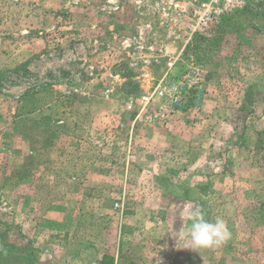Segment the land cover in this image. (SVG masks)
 I'll return each instance as SVG.
<instances>
[{"label":"rangeland","instance_id":"obj_1","mask_svg":"<svg viewBox=\"0 0 264 264\" xmlns=\"http://www.w3.org/2000/svg\"><path fill=\"white\" fill-rule=\"evenodd\" d=\"M197 10L0 0V264H264V5Z\"/></svg>","mask_w":264,"mask_h":264},{"label":"clouds","instance_id":"obj_2","mask_svg":"<svg viewBox=\"0 0 264 264\" xmlns=\"http://www.w3.org/2000/svg\"><path fill=\"white\" fill-rule=\"evenodd\" d=\"M186 230L183 225L181 237L189 241V248H215L227 243L232 238V233L226 221L217 217L215 220L206 218L201 206H191L188 209Z\"/></svg>","mask_w":264,"mask_h":264},{"label":"built area","instance_id":"obj_3","mask_svg":"<svg viewBox=\"0 0 264 264\" xmlns=\"http://www.w3.org/2000/svg\"><path fill=\"white\" fill-rule=\"evenodd\" d=\"M257 2L264 5V0H187L188 5H196L198 10L195 11V16H172L174 21H180L183 18H189L192 20L191 24H187L185 27L192 36L198 32H204L205 29L219 21L222 16L231 15L235 11L243 9L247 4L251 2ZM172 4H180L178 2H172Z\"/></svg>","mask_w":264,"mask_h":264},{"label":"trees","instance_id":"obj_4","mask_svg":"<svg viewBox=\"0 0 264 264\" xmlns=\"http://www.w3.org/2000/svg\"><path fill=\"white\" fill-rule=\"evenodd\" d=\"M27 95V94H26Z\"/></svg>","mask_w":264,"mask_h":264}]
</instances>
